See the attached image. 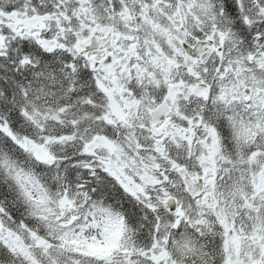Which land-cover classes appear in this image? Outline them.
I'll return each instance as SVG.
<instances>
[{
  "label": "snow or ice",
  "instance_id": "1",
  "mask_svg": "<svg viewBox=\"0 0 264 264\" xmlns=\"http://www.w3.org/2000/svg\"><path fill=\"white\" fill-rule=\"evenodd\" d=\"M0 264H264V0H0Z\"/></svg>",
  "mask_w": 264,
  "mask_h": 264
}]
</instances>
